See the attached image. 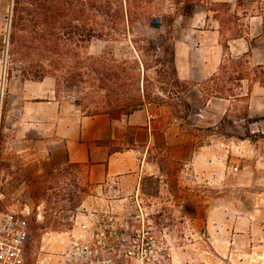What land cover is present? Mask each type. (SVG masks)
<instances>
[{"label":"rangeland","instance_id":"obj_1","mask_svg":"<svg viewBox=\"0 0 264 264\" xmlns=\"http://www.w3.org/2000/svg\"><path fill=\"white\" fill-rule=\"evenodd\" d=\"M87 2L81 0L84 12L75 21L81 32L89 24ZM14 5L15 0H0V211L27 216V264L55 260L67 244L65 232L79 228L85 214H95L98 225L109 214L134 210L136 194L158 228L166 229L174 264H264V0L203 3L194 21L207 15L200 23L206 30L200 38L191 16L178 15L172 33L175 63L183 73L178 84L164 71L161 50L156 54L147 42L76 38L71 66L82 76L67 87L61 85L58 94L53 76L27 78L22 63L11 61ZM235 13L241 21L220 25L221 19ZM136 30L145 34L151 29ZM237 31L243 36L232 38ZM103 53L137 72L135 91L141 99L137 106L95 92L87 67L91 55ZM204 57L209 61L206 76L199 81L185 79V59L193 58L196 65ZM234 70L246 78L231 80ZM225 89L232 93H217ZM183 100L190 104L189 110ZM49 101L84 115L165 108L185 131L189 146L200 149L202 156L193 164L188 148L174 154L185 156L184 160L156 150L152 156L158 169L134 181L133 194L97 187L81 164L50 166L55 108Z\"/></svg>","mask_w":264,"mask_h":264},{"label":"trees","instance_id":"obj_2","mask_svg":"<svg viewBox=\"0 0 264 264\" xmlns=\"http://www.w3.org/2000/svg\"><path fill=\"white\" fill-rule=\"evenodd\" d=\"M205 2L209 0H88L89 24L81 32L83 29L75 23L84 12L79 7L81 0H15L11 17L9 56L12 62L22 63L21 72L27 78L43 80L47 76H53L57 81L55 91L58 94L61 85L66 86V83L82 76L81 73L73 71L71 66L73 57H76L72 48L73 43L77 42L76 38L78 41L82 37L88 41L96 38L114 41L128 38L136 44L147 42L156 54L160 49L164 71H168L178 84L182 79L175 63L176 51L172 34L174 23L178 15L193 16L196 9ZM218 5L228 6L229 2H219ZM209 10L216 11L212 8ZM233 20L241 21V17L235 13L226 20L221 19L220 25L224 26L226 22ZM139 27L151 30L139 34L136 30ZM160 28H165V31L152 33ZM242 36V32L237 31L232 38ZM90 60L87 74L95 92L104 91L107 96L113 95L117 103L123 101L132 106L141 103L138 91H135L137 72L131 66L125 68L113 56L110 61L105 53L91 55ZM63 69L64 72L60 74ZM230 78L241 81L246 77L242 72L234 70ZM131 80L134 81L125 89L124 84ZM226 92L232 93V90L225 89L217 93L224 95ZM183 101L189 110L190 104ZM229 116L227 114L225 119ZM254 121L256 120L251 122ZM69 166H79V163H70Z\"/></svg>","mask_w":264,"mask_h":264},{"label":"crops","instance_id":"obj_3","mask_svg":"<svg viewBox=\"0 0 264 264\" xmlns=\"http://www.w3.org/2000/svg\"><path fill=\"white\" fill-rule=\"evenodd\" d=\"M191 18L192 25L199 27L196 31L200 38L206 32L200 23L207 19V15L194 22L198 18L195 12ZM197 45L203 46L200 42ZM208 65L205 57L196 65L193 58L185 59V79L199 81L206 76ZM177 69L183 78L180 66L177 65ZM49 92L53 94L54 90L49 89ZM47 103L55 108V138L49 148L50 166L79 163L85 167L89 182L97 187L106 186L116 192L133 194L134 181L145 174H154L158 169L156 158L152 156L156 150L184 160L185 156L174 154L184 153L188 148L193 164L202 156L200 149L189 146L185 131L165 108L150 110L146 106L129 114L84 115L64 110L59 101Z\"/></svg>","mask_w":264,"mask_h":264},{"label":"built area","instance_id":"obj_4","mask_svg":"<svg viewBox=\"0 0 264 264\" xmlns=\"http://www.w3.org/2000/svg\"><path fill=\"white\" fill-rule=\"evenodd\" d=\"M134 202V210L109 214L98 225L95 214H85L79 228L65 232L57 258L37 264H174L166 229L158 228L138 194ZM29 238L25 214L0 211V264H27Z\"/></svg>","mask_w":264,"mask_h":264},{"label":"water","instance_id":"obj_5","mask_svg":"<svg viewBox=\"0 0 264 264\" xmlns=\"http://www.w3.org/2000/svg\"><path fill=\"white\" fill-rule=\"evenodd\" d=\"M6 57H7V46H6L5 60H6ZM2 88H3V83L1 84V91H2Z\"/></svg>","mask_w":264,"mask_h":264}]
</instances>
